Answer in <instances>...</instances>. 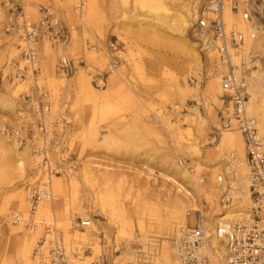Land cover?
Returning a JSON list of instances; mask_svg holds the SVG:
<instances>
[{
    "label": "rangeland",
    "instance_id": "1",
    "mask_svg": "<svg viewBox=\"0 0 264 264\" xmlns=\"http://www.w3.org/2000/svg\"><path fill=\"white\" fill-rule=\"evenodd\" d=\"M205 2L159 0L150 6L141 0H85L79 8V0H56L55 8L47 7L73 30L72 52L59 46L58 56L84 59L70 80L57 75V54L46 40L49 45L46 52L56 55L51 56L50 62L46 59L38 62L37 83L50 90L52 116L65 117L61 107L70 108L71 115L66 118L70 123H61L55 129L59 134L65 133L69 140V149L63 156L71 164L51 177V196L45 197L32 214L29 193L42 188L46 179L32 144L19 147L23 151L28 146L32 155L31 165L24 158L26 169L20 176L12 170L3 171L9 154L0 145V264H48L44 262L47 255L42 260L37 254L48 227L60 231L71 264H170L172 232L179 227L172 216L174 208L184 214L188 223L204 204L211 214L219 213L220 195L229 182L239 189L235 204L242 203L241 210L246 208L249 184L245 166H232V176L224 173L229 154L235 151L244 158L243 136L238 129L227 130L235 133L231 138L224 135L225 129L218 130L223 121L222 110L227 105L221 96V74L227 67L219 62L213 46H207L192 34L195 12ZM184 7L189 11L185 33H172L163 19L178 23L177 13L181 9L186 12ZM253 10L261 28L256 38L247 41L246 48L259 53L264 61V0H258ZM224 18L229 27L234 24L243 30L246 27L230 9H225ZM4 21L5 14L0 8V124L14 126L23 118L30 121L31 109L22 94L30 92L36 80L31 74L23 80L9 76L12 62L20 59V50L15 46L18 38L5 34ZM108 37L118 38L123 58L109 72L107 85L97 87L92 83L93 75L108 69L109 55L102 46ZM194 53H198V58ZM233 58L239 62V57ZM254 69L258 72L255 77ZM254 69L246 80V110L248 116L257 120L264 140L259 117L264 115V64ZM113 81L117 82L114 87ZM128 120L133 121L132 126H116V121ZM3 136L0 132V137ZM106 141L113 143L110 149ZM148 153L152 160L143 156ZM142 163H147L150 169H143ZM183 171L194 174L200 192ZM57 176L61 182H57ZM73 182L78 185L75 187ZM23 195L26 206L22 205ZM100 195L107 199L104 212ZM14 212H26L25 218H34L37 228L27 225L26 219L13 221L10 216ZM80 218H92V225L76 226V219ZM161 220L168 222L165 229L158 228ZM149 241L158 243L157 247L164 245L161 252Z\"/></svg>",
    "mask_w": 264,
    "mask_h": 264
},
{
    "label": "built area",
    "instance_id": "2",
    "mask_svg": "<svg viewBox=\"0 0 264 264\" xmlns=\"http://www.w3.org/2000/svg\"><path fill=\"white\" fill-rule=\"evenodd\" d=\"M257 1L206 0L203 7L195 12L192 34L207 46H213L219 62L227 67L221 74V96L227 105L222 110L223 121L218 130L238 129L245 143L244 158L235 151L229 154L225 158L224 173L232 176V166H245L249 203L239 217L221 220L224 211L234 203L239 190L229 182L220 195L222 210L219 213L211 214V209L205 204L198 208L192 222H186L173 232L172 251L179 264H264V140L257 120L248 116L246 111L248 73L264 64L259 53L246 48L247 41L256 38L261 28V23L253 15ZM83 4L85 0H80L78 7ZM226 8L245 22L244 30L237 24L228 26L224 18ZM15 11L20 23L10 25L18 34L20 59L12 62L9 76L23 80L31 74L36 82L30 92L22 94L31 109L30 121L23 118L14 126L2 123L0 132L10 140H16L19 147L30 142L37 163L47 176L42 188H35L29 193L31 211L35 213L40 201L49 195L51 177L61 174L65 166L71 164L68 163V157L63 156L69 149V140L65 133L59 134L55 129L61 123L69 124L70 121L61 115L52 116L50 90L45 84L37 83L40 73L37 44L41 39L52 43L62 42L67 38L68 28L49 8L41 10L36 22H32L23 11L21 2ZM102 46L109 55V63L107 70L93 75L92 83L97 87L107 85L109 72L116 69L123 58L118 41L109 39ZM234 56L240 58L239 62L234 60ZM83 61V58H61L59 71L62 75L72 76ZM10 217L16 222L21 220L16 213ZM35 222L32 219L27 224L36 225ZM92 222V218H80L76 219V226L88 227ZM37 252L42 260L47 255L50 264H71L64 239L56 228H47Z\"/></svg>",
    "mask_w": 264,
    "mask_h": 264
},
{
    "label": "bare ground",
    "instance_id": "3",
    "mask_svg": "<svg viewBox=\"0 0 264 264\" xmlns=\"http://www.w3.org/2000/svg\"><path fill=\"white\" fill-rule=\"evenodd\" d=\"M141 2H143V3H145V4H148V5H155V4H157V3H159V0H141ZM164 2V1H163ZM79 3H80V0H79ZM165 4V3H164ZM166 5V4H165ZM83 6V5H82ZM81 6V7H82ZM186 6V5H185ZM80 7V8H81ZM169 8V7H168ZM186 8L187 7H184V9L186 10ZM228 9V8H227ZM182 11H179L178 13H177V15L179 14V22L178 23H175L174 24V22H172L171 20H165V19H163L164 20V22H166V24L165 25H167V28H169L171 31H172V33H173V31H176V33L177 32H180V33H182V34H184L185 33V30H186V27L188 26V24H189V22H188V19H189V17H188V10H186V12H183V9H181ZM184 10V11H185ZM168 12L169 13V11H168V9L166 8L165 9V12ZM167 12H166V14H167ZM171 12V11H170ZM225 12V11H224ZM152 13V12H151ZM154 13V12H153ZM152 13V14H153ZM157 13V12H156ZM156 13H155V15H156ZM158 13H159V11H158ZM158 13H157V15H158ZM173 13V12H172ZM171 14V13H170ZM169 14V15H170ZM228 15H226L227 16V19L229 18L230 19V14L229 13H227ZM173 14H171V16H172ZM153 17V16H152ZM157 17V16H156ZM162 17V16H161ZM158 18V17H157ZM156 18V19H157ZM171 19V18H170ZM3 20V19H2ZM173 20V19H172ZM162 21V20H161ZM161 23V22H160ZM177 25V26H176ZM66 26V25H65ZM67 27V26H66ZM169 29H168V31H169ZM181 35V34H180ZM211 49V48H210ZM212 51H213V49H212ZM214 52V51H213ZM195 54V56H196V58H198V53L196 54V53H194ZM212 55V54H211ZM214 55V54H213ZM219 67H222V65L221 66H219ZM219 69V68H218ZM226 69V68H225ZM252 73H253V76L255 77L256 75H257V69H254L253 71H252ZM114 77V76H113ZM221 81H222V78H221ZM91 88H93V87H91ZM94 90H96L95 88H94ZM184 90H186V88L184 87ZM105 91V90H104ZM186 91H188V90H186ZM92 92H93V90H92ZM95 92V91H94ZM101 92H103V91H101ZM100 93V92H99ZM105 93H107V92H105ZM98 94V93H97ZM101 94V93H100ZM103 94V93H102ZM105 95V94H104ZM251 97H254V96H251ZM250 99H252V98H250ZM249 99V100H250ZM256 100V99H255ZM251 101V100H250ZM254 101V100H253ZM252 102V101H251ZM250 103V102H249ZM248 103V104H249ZM11 104V103H10ZM252 105V104H251ZM255 105V104H254ZM3 106H4V104H3ZM256 106V105H255ZM14 108V107H13ZM249 108H250V105H249ZM253 109V108H252ZM252 109H250V110H252ZM256 110H257V108H256ZM247 111V110H246ZM254 112H255V110H253ZM253 111H251V112H253ZM256 113V112H255ZM198 115H200V114H198ZM201 117V116H200ZM259 117H260V120H261V123L260 124H262V127H263V130H264V115L263 114H260L259 115ZM257 127H258V125H257ZM224 132V135L225 134H227V135H229L230 137L229 138H231V135H232V137L235 135V133L234 132H231V131H227V130H224L223 131ZM263 133V132H262ZM238 134V133H237ZM241 135H242V133H241ZM225 137H227V136H225ZM241 138V137H240ZM109 140V139H108ZM15 143H13V142ZM12 141H10V139H8L6 136H3V137H0V145L2 144V145H4L5 146V148L7 149V151H8V158H6V165H5V167H4V169H3V171L5 172V171H10V170H12L17 176H20L22 173H24V171H25V169H26V163H25V161H26V159L29 161V164L31 165V163L30 162H32L31 161V152H30V148L28 147V146H26L25 148H24V150L22 151V150H20V148H19V143L16 141V140H12ZM111 141V140H110ZM110 141H106L105 142V145L107 146V148L108 149H110L111 147H112V145H113V143L112 142H110ZM119 141V139H117V140H115V142H114V144L116 143V142H118ZM240 143H243V140L241 139V142ZM240 146H241V144H239ZM243 145V144H242ZM245 145V144H244ZM32 146V145H31ZM242 147V146H241ZM33 148V147H32ZM5 149V150H6ZM242 149V148H241ZM243 150V149H242ZM109 151V150H108ZM245 151V150H244ZM23 152V153H22ZM245 153V152H244ZM243 154V153H242ZM5 155V154H4ZM23 155H24V157H23ZM6 156V155H5ZM144 157H146V158H148L149 160H152V156H150V154L148 153V154H146V155H143ZM142 156V157H143ZM24 158H26L25 160H24ZM27 162V161H26ZM141 166H142V168L143 169H150V167H149V165L147 164V163H142L141 164ZM241 167V166H240ZM193 170H194V168H193ZM246 171V170H245ZM88 172V171H87ZM86 172V173H87ZM102 172V171H101ZM245 173V172H244ZM101 174V173H100ZM105 174L106 173H104V176H105ZM182 174H184L185 175V177H186V179L187 180H189V182H190V184L193 186V188L197 191V192H200V183H198V179L194 176V174L192 173V172H190V173H186V171H183L182 172ZM243 174V173H242ZM87 175H89V177H90V173L89 174H87ZM92 175V174H91ZM93 176V175H92ZM197 176V175H196ZM46 177V179H45V181L47 180V176H45ZM88 177V178H89ZM147 177V176H146ZM57 179L56 180H58L57 182H61L60 180V176H57L56 177ZM138 178V177H137ZM87 179V178H86ZM97 179H98V177H97ZM149 179V178H148ZM201 179V178H200ZM89 180V179H88ZM105 180V179H104ZM49 182L51 183V180H49ZM92 182H93V180H92ZM49 183V184H50ZM74 183V185H75V187L78 185L76 182H73ZM101 183V182H100ZM104 183V182H103ZM149 183V182H148ZM107 184H108V182H107ZM51 185V184H50ZM105 185H106V183H105ZM64 186V185H63ZM94 186V185H93ZM96 186V185H95ZM95 186H94V188H95ZM99 189V188H98ZM102 189V188H101ZM105 189L107 190V188L105 187ZM149 190V189H148ZM150 190H151V187H150ZM97 191V190H96ZM105 191V190H104ZM180 191H182V194H183V196L184 197H186V199H188V200H190L189 199V197H188V193H186L183 189H181ZM49 192V195L47 196V198L48 197H50L51 196V192L50 191H48ZM107 192V191H106ZM96 193H98V191L96 192ZM100 193V192H99ZM101 193H102V190H101ZM105 193V192H104ZM95 194V193H94ZM148 195V194H147ZM100 196H102V195H100ZM105 196V195H104ZM236 196V195H235ZM95 197V196H94ZM108 197V196H107ZM45 198V197H44ZM44 198L42 199V200H44ZM110 198V197H109ZM108 198V199H109ZM98 199V198H97ZM105 200H107L106 199V196H105V198H104ZM104 199H103V196L102 197H100V202L99 203H101V208H102V211L104 212V208H103V205H104ZM111 199V198H110ZM185 198H184V202H185V200H186ZM41 200V201H42ZM158 200H159V198H158ZM157 200V201H158ZM28 201L30 202V200H29V196H28ZM40 201V202H41ZM95 201V200H94ZM45 202V201H44ZM108 203H109V201H107ZM26 203H27V201H26V196L25 195H23L22 196V205L23 206H26ZM107 203V204H108ZM40 204V203H39ZM39 204H38V206H39ZM110 206V205H109ZM242 206H243V204L242 203H240L239 205H237V204H235V202L229 207L230 209L229 210H226L225 211V215H224V217H222L221 218V220H225V219H235V218H237V217H239L241 214H243L244 213V211H245V209H243V210H241L242 209ZM96 207V206H95ZM38 208V207H37ZM106 209V211H108L107 210V208H105ZM25 210H26V208H25ZM30 210H31V205H30ZM37 210V209H36ZM163 210V209H162ZM172 210V209H171ZM32 212V211H31ZM14 213H16L19 217L18 218H20L21 220L23 219H26L25 217H26V212H14ZM110 213V212H109ZM171 213V212H170ZM13 214V213H12ZM32 214H34V213H32ZM155 214V213H154ZM167 214H169V212L167 213ZM29 215V214H28ZM162 215H163V213H162ZM171 215V214H170ZM156 216V215H155ZM168 216V215H167ZM172 216H173V218H175V221L177 222V223H179L178 224V226H182L183 224L185 225V222H186V219L184 218V214H180V210H177V209H173V211H172ZM157 217V216H156ZM162 217V216H161ZM168 218V217H167ZM170 218V217H169ZM34 220L35 221V219L34 218H31V217H29L28 219H26V224H27V221H29V220ZM87 219H89V218H87ZM164 219V218H163ZM158 220V219H157ZM160 220V219H159ZM168 220V219H167ZM154 221V220H153ZM156 221V220H155ZM162 221V220H161ZM169 221H170V219H169ZM140 222V221H139ZM35 224H36V222H35ZM161 224V225H160ZM159 225H158V228H161V229H165V227H166V225L168 224V222L166 221V223L164 222V221H162L161 223H160ZM27 225H29V224H27ZM68 225V224H67ZM31 226H33L34 228H37V224L36 225H31ZM69 226V225H68ZM154 226V225H153ZM67 227V226H66ZM148 227V226H147ZM173 227V226H172ZM133 228V227H132ZM140 228V227H139ZM67 229H69L68 227H67ZM150 229V228H149ZM134 230V229H133ZM132 230V231H133ZM66 231H68V230H66ZM145 232V231H144ZM141 233H143V232H141ZM173 233V232H172ZM82 234H85L83 231H82ZM147 234V233H146ZM148 235V234H147ZM146 237V236H145ZM148 239V238H147ZM158 242V241H157ZM164 242V244H165V241H163ZM151 246H153V248H157L158 250H159V248H160V252H161V250H162V247L164 246V245H160L159 247H157V245H158V243H156L155 241H149L148 242ZM146 244V243H145ZM148 245V244H147ZM146 245V246H147ZM172 246V245H171ZM168 247V246H167ZM97 249H98V246H97ZM169 249V248H168ZM97 251V250H96ZM171 252H173L172 251V247H171ZM164 253V252H163ZM165 254V253H164ZM172 254V258H171V263L170 264H179L177 261H176V259L174 258V255H173V253H171ZM29 255V254H28ZM144 255H142V257H143ZM27 257V256H26ZM135 257V256H134ZM133 257V258H134ZM140 257V256H139ZM148 257V256H147ZM137 258V257H136ZM135 258V259H136ZM151 257H149L148 258V260L150 259ZM154 258V257H153ZM138 259V258H137ZM136 259V260H137ZM143 259V258H142ZM155 259V258H154ZM164 259V258H163ZM170 259V258H169ZM38 260V259H37ZM139 260V259H138ZM44 262H49L48 260H44ZM146 262H147V260H146ZM39 263V262H38ZM152 263V262H151ZM48 264H50V262L48 263ZM152 264H160V263H158V262H153ZM164 264H165V262H164Z\"/></svg>",
    "mask_w": 264,
    "mask_h": 264
},
{
    "label": "crops",
    "instance_id": "4",
    "mask_svg": "<svg viewBox=\"0 0 264 264\" xmlns=\"http://www.w3.org/2000/svg\"><path fill=\"white\" fill-rule=\"evenodd\" d=\"M19 2H21L23 4V11L28 14L30 16V19L32 20V22H36V20L39 18L40 14H41V10L43 8H47L49 7L50 9L55 8L56 7V0H0V8L2 9L3 13L5 14V21H4V29H5V34L9 35L10 37H15L18 38V34L17 31L15 30V28H12L10 24H19L20 23V19L17 18L16 15V11L15 8L18 6ZM57 12H60L57 9ZM67 38L64 39L62 42L59 43H52L50 42V48L56 52V54L58 53L59 50V46H61L62 48H65L66 51H68L69 53L72 52V46H73V30L67 25ZM112 36H116V34H114L113 32H111ZM110 39H113L111 37H108ZM19 39V38H18ZM48 41V40H47ZM116 41H119L118 38H116ZM106 42V41H105ZM104 42V43H105ZM15 46H18V40H15ZM38 58L39 61L41 62L42 59H46L47 61H51L52 58L51 56L54 54V52L51 53H47L46 49L49 48L48 42H46V40L41 39L38 44ZM54 54V55H56ZM57 56V60H56V64H55V73L57 75H62L59 71V64H60V60L61 58H67V57H61ZM70 60H75L74 57H70L67 58ZM78 59V58H76ZM81 66V65H79ZM76 71H74V74L72 76H65L62 75L63 77L67 78V79H71L73 78V76L75 75ZM108 82V81H107ZM117 82L113 81L112 86H116ZM60 111L62 112V114H64L65 118L68 119V117H70L71 113H70V108L69 107H61ZM27 115V114H26ZM28 117V116H26ZM133 121L128 120L126 122H120V121H116V126H121V127H127V126H132ZM58 127L60 128V125H58Z\"/></svg>",
    "mask_w": 264,
    "mask_h": 264
}]
</instances>
